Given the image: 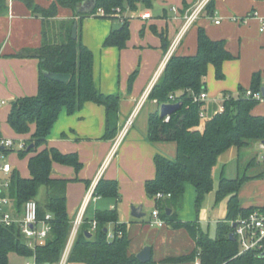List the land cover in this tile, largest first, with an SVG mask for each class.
Instances as JSON below:
<instances>
[{
	"label": "trees",
	"instance_id": "obj_1",
	"mask_svg": "<svg viewBox=\"0 0 264 264\" xmlns=\"http://www.w3.org/2000/svg\"><path fill=\"white\" fill-rule=\"evenodd\" d=\"M20 1L34 15L43 19L42 44L37 48L22 49L17 54L20 57L38 59V92L15 99L8 113V122L17 133L29 132L34 127L27 147L18 150L21 157L29 155L30 176L24 177L18 170H12L9 188L0 187V195L10 196L16 210L21 212L24 203L31 198L37 199L41 186H45V200L37 199L39 216L44 218L47 213L52 214V230L43 243L32 248L22 240V234L16 225L0 224V264H9L11 252L24 257L35 254L42 264H59L73 226L67 210L66 188L74 178L54 177L53 163L70 165L79 171L82 162L76 152L63 153L55 147H48V137L63 109L74 113L88 101L106 108V136L112 137L116 131L120 107V95L105 94L96 87L94 54L82 40L81 19L93 15L99 8L106 12L105 16L100 17H117V8L122 11L135 10L139 4L151 7L154 0H96L90 13L78 11V6L85 0H53L48 7L40 5L36 0ZM60 6L71 8L76 18L56 19ZM8 9V0H0V14ZM204 11L207 15L214 16L215 0H209ZM74 22H78L77 38L72 37ZM160 36L166 49L167 40L162 34ZM129 39L130 24L125 19L120 27L109 33L104 45L123 49ZM234 58L236 56L227 48L225 39H212L205 28L199 27L196 54H173L148 95L149 99L156 100L159 104V108L149 114L148 141L175 142L177 150L174 158L163 153L155 154L156 175L145 182L146 193L155 198V208L159 209L166 223L174 229H187L196 243L190 253L169 256L163 262L180 263L199 259L200 264H264V256L255 252L239 254L238 241L230 237L233 231L231 220L257 207L241 205L239 191L242 185L249 179L264 177V174L249 175L245 172L234 178L221 176L216 190V202L228 197V212L225 219L220 220V231L215 238L205 233L196 221H184L178 216L184 202L186 183L193 185L196 209L200 210L207 194L214 189L213 169L218 157L232 146L246 148L252 143L264 142V115L252 112L258 102L246 98L242 87L238 96L225 92L224 110L206 114L205 117L200 116L205 102L194 100L196 95L206 91L209 66H214L217 79H224L223 64ZM46 71L66 73L71 77L68 82H61L49 78ZM136 75L137 71L131 75V86ZM261 79L262 72H255L250 87L259 89ZM171 95L174 96L173 99ZM176 102L181 103L180 109L166 120L161 115V105ZM11 151L14 150L0 145V152L8 154ZM252 165L253 162L250 161L249 166ZM158 193L164 195L157 197ZM93 195L118 200V181L101 178ZM169 210L171 213L168 214ZM93 221H96L95 229H92ZM110 224H113L112 230L116 234L112 240L108 239V231L104 229ZM119 230L123 234L119 235ZM86 232H91L92 236H87ZM129 244L126 224L120 222L118 208L115 206L97 210L91 222L86 219L80 225L68 261L85 264H158L153 257L149 261H142L136 254H130Z\"/></svg>",
	"mask_w": 264,
	"mask_h": 264
},
{
	"label": "crops",
	"instance_id": "obj_2",
	"mask_svg": "<svg viewBox=\"0 0 264 264\" xmlns=\"http://www.w3.org/2000/svg\"><path fill=\"white\" fill-rule=\"evenodd\" d=\"M52 1L36 0L44 7H48ZM200 1L154 0L151 7L139 4L135 10H123L121 17L104 18L94 15L83 17V23L84 21L86 23L81 29L82 40L94 54L96 87L105 94L120 95L116 131L112 137L106 136L108 134L106 108L96 102L88 101L74 113H68L66 109H63L48 137V147H55L63 153L76 152L82 162L79 171L70 165L53 163L54 177L74 178L68 182L66 188L67 210L70 218L73 220L79 212H83L84 220L88 219V222H91L97 210L111 209L115 206L120 208V222L126 224L130 239L128 248L130 254L137 255L142 250V246L149 242L141 236L146 230L148 231L147 223L149 222H142L139 220L142 217L133 216L132 206L142 205L143 212L146 205L155 207V198L149 197L145 189V182L156 175L154 156L156 153H163L170 158L176 156L175 142L151 143L147 139L149 114L159 108L157 101L149 99L148 95L169 58L173 54H196L198 29L203 27L212 39H225L227 48L236 56L224 62L223 70L228 62L239 66L242 63L243 54L247 55L249 49H252L254 66L249 72L251 75L248 83L252 82L253 70L259 69V72L264 73V32L260 31V16H249L253 11L259 12V15L264 14V0H215L214 16L207 15L203 10L198 19L182 31L185 16ZM8 3V11L0 14V100L5 101L0 104V138L3 139L7 138L3 135L5 130L9 134L17 133L8 122V113L13 101L18 97L35 95L38 92V59L20 57L17 54L25 48L39 47L43 40L42 17L34 15L20 0H8ZM146 13L150 16L144 17ZM75 18L71 8L59 7L56 19L73 20ZM123 18L130 24V39L127 46L123 49L105 46L107 36L113 29L123 24ZM218 18H221L219 24L215 22ZM181 31L179 42L173 53L168 56L171 45ZM160 34L167 40L166 49L163 47ZM135 71H138V75L131 86L130 78ZM208 73L210 77L213 75L217 79L212 64L209 66ZM210 82L211 89H206L208 97L204 104L207 115L217 112L223 105L224 96L219 105L216 103L218 91L223 89V94L230 92L226 91L225 86L228 87L229 84L224 81H221L220 86L218 81L213 82L211 79ZM237 84L234 83L232 87ZM208 100L213 102L209 103ZM136 107H139V110L133 124L117 143L128 116ZM252 112L256 115H264V102H258ZM32 130L34 131V127ZM257 143L260 145L261 142ZM242 150L243 148L232 146L218 157L213 169L214 189L207 194L200 210L196 209V193L193 185L186 183L184 202L178 211L180 219L196 221L201 229L202 222L205 220L210 223L218 218L225 219L228 212V197L216 202L218 178L220 180L222 175L229 178L239 175H228L227 166L237 159V168H239ZM28 159L29 155H27L28 173L24 177L30 176ZM261 159L263 165L255 175L264 174L262 156ZM101 178L118 181L120 193L118 200L99 196L88 198L89 192L95 189ZM239 199L244 207L264 206V177L246 181L239 191ZM118 201L120 205L117 204ZM93 202L95 204L92 207ZM108 229L112 230L113 224H110ZM156 229L159 235L173 240L172 244L176 243L177 248L168 250L155 259L158 264H196V260L180 263L162 261L164 257L188 254L195 248L196 243L187 229H174L168 223L157 226ZM12 253L15 252L9 254V264H14L11 262ZM153 254L152 247V257ZM21 257L25 260L27 258ZM67 263L85 264L69 261Z\"/></svg>",
	"mask_w": 264,
	"mask_h": 264
},
{
	"label": "built area",
	"instance_id": "obj_3",
	"mask_svg": "<svg viewBox=\"0 0 264 264\" xmlns=\"http://www.w3.org/2000/svg\"><path fill=\"white\" fill-rule=\"evenodd\" d=\"M209 0H201L186 16L184 26L182 31L188 28L195 20L198 19L199 15L205 9L206 4ZM121 8H117L116 16L121 17ZM94 16H105L106 12L104 9L99 8ZM150 14H144V17H149ZM249 16H260V31L264 32V14L259 15V12L253 11ZM216 23H221V18L215 20ZM182 31L178 34L177 38L171 45L167 55L170 56L177 43L179 42ZM263 86L259 89L254 88H246L244 92V96L256 102H264V90ZM172 99L173 95L170 96ZM208 97V93L206 91L201 92L200 94L194 97V100L197 102H205ZM225 99V98H224ZM5 103L4 100H0V104ZM139 107H136L133 112L128 116L122 132L117 139V143L122 139L124 134L127 132L129 127L133 124L135 116L138 113ZM224 110V105L219 107V111ZM200 116H206V110L202 107L200 111ZM170 116L166 117V120H169ZM0 145L11 148L13 150H23L27 147V142L24 140L15 141L13 139H3L0 138ZM117 145V144H116ZM260 147L264 149V142L260 143ZM0 157H4V153L0 152ZM264 159V154L262 155ZM12 171V165L9 162L0 163V172L4 174H9ZM10 185L9 178H2L0 176V187L8 189ZM93 191L89 192L88 198H95L93 195ZM163 193H158L157 197H162ZM170 196V194H168ZM52 218L51 213H47L44 218L39 216V203L35 198L28 199L22 208V211L19 212L15 208V204L13 199L6 195H0V224L5 226L16 225L21 234L30 238L32 242L28 244L30 247L35 248L37 244H41L45 241L52 230V224L50 222ZM84 217L83 212H79L75 218L72 220V230L68 239L67 247L65 253L59 262V264H66L68 261V256L72 247V244L75 240L76 234L80 225L83 223ZM150 223L156 226H163L166 224L164 218L161 217L159 209L154 208L152 211V218ZM231 225L233 226L232 233L235 236V240L239 243V254L246 252H255L256 254H261L264 252V206L255 207L251 211L246 214H240L237 218L231 220ZM96 228V221L92 222V229ZM119 235L123 234L122 230H119ZM115 231L108 229V239L112 240L115 237ZM24 264H42L37 260L36 255L34 254L31 257H27ZM196 264H200V260L196 259Z\"/></svg>",
	"mask_w": 264,
	"mask_h": 264
},
{
	"label": "rangeland",
	"instance_id": "obj_4",
	"mask_svg": "<svg viewBox=\"0 0 264 264\" xmlns=\"http://www.w3.org/2000/svg\"><path fill=\"white\" fill-rule=\"evenodd\" d=\"M123 21H125V18H123ZM85 23H86L85 21L83 23V18H82L81 19V29H82L83 25H85ZM248 52L249 53L247 55L243 54L242 63L239 66H235L231 62L227 63V67H225V69H224L225 74H226V78L224 80H217V79H215V77L213 75L210 77V75L208 73L206 76V89L207 88H208V90L211 89V82H210L211 79L213 80V82L218 81V86H220L221 81H224L225 83L229 84L228 87L225 86V89H226V91H230L234 96H238V94L241 93L240 87H242L243 89L249 88L251 86V83H248L249 77L251 75L249 72L251 71V69H253V66H254L253 65L254 56L252 54V49H249ZM241 56H240V59L242 58ZM253 71H254L253 73L259 72V69L253 70ZM137 75H138V71H137ZM261 82H262V84H264V73H262ZM234 83L235 84L240 83L242 86L241 85L239 86V84H237L235 87H232V85H234ZM222 91H223V89H220L218 91V96H216L218 98V100L216 101V103L218 105L221 102V98L224 96ZM212 102H213L212 100L209 101V103H212ZM148 107H149V105H148ZM32 131L33 130L31 129L29 132H26V133L9 134L5 130L3 132V135L5 137H7L5 139H13L15 141L24 140L27 142L32 137ZM263 154H264V149H261L260 145L257 142L252 143V145L249 147L243 148L242 156H241L242 158L240 159L239 168H237V159H235L233 162H230L227 166L228 175L229 174L230 175L243 174L245 172L249 175H255L259 171L258 169L261 168V165H263V161L261 159V156ZM250 160L253 162L254 166L248 165ZM4 162H9L12 165V170H18L22 176H25L28 173L27 156L21 157L19 155L18 150L11 151L8 154L5 153L4 157H0V163H4ZM10 174L11 173L4 174L3 172H0V176L3 179L9 178ZM218 181H219V178H218ZM45 198H46V188H45V186H41V188L39 190V194L37 196V199L39 201H44ZM94 204L95 203L93 202V204L91 206L93 207ZM117 204L120 205V202L118 201ZM154 208H155L154 206L146 205L144 208L146 215L143 216L139 220H141L142 222H149V223H147L148 231L146 230L144 232V235L143 234L141 235V236H143V238H145V241H149V242L147 244H144L142 246V249L148 245L152 246L154 249L153 258L158 259L160 255H163L168 250L177 249V248L175 247L176 243H174V245L172 244L173 240L167 239L168 237H166L164 235H159V233L156 232V230H158V229H156L157 226L150 223V220L152 218V211L154 210ZM118 211L121 212L120 208H118ZM220 224L221 223H220L219 218H218V220H213L210 223L207 220H205L202 222V230L205 233L209 234L211 237L215 238L219 234V231H220L219 225ZM184 231L187 234V231L186 230H184ZM22 240L24 242H26L27 244H30L32 242V240L30 238L26 237L25 235H22ZM179 240H178V242H179ZM176 242H177V240H176ZM66 247L64 249L63 255L65 253ZM63 255H62V257H63ZM11 262H13L14 264H24L25 258L21 257L20 255H18L16 253H12L11 254ZM162 264H165V263H162Z\"/></svg>",
	"mask_w": 264,
	"mask_h": 264
},
{
	"label": "water",
	"instance_id": "obj_5",
	"mask_svg": "<svg viewBox=\"0 0 264 264\" xmlns=\"http://www.w3.org/2000/svg\"><path fill=\"white\" fill-rule=\"evenodd\" d=\"M96 5V0H85L83 1L79 6H78V11L82 13H90ZM78 36V22H74L73 27H72V37L77 38ZM46 75L57 81L61 82H68L71 75L66 74V73H54L50 71L45 72ZM264 90V87H263ZM181 107L180 102L176 103H164L161 105L160 110H161V115L162 117H168L172 113L178 111ZM143 206L138 205V206H132V215L141 218L145 216V212L142 211ZM171 213V210L168 211V214ZM105 231H108V227L104 228ZM87 236L91 237L92 233L91 232H86ZM230 237L232 240H235V236L233 233L230 234ZM261 256H264V252L260 254ZM137 257L142 260V261H149L152 259V247L151 246H145L140 252L137 253Z\"/></svg>",
	"mask_w": 264,
	"mask_h": 264
}]
</instances>
